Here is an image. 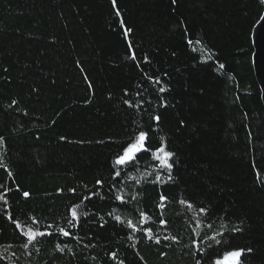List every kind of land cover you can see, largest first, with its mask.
Masks as SVG:
<instances>
[{
  "label": "trees",
  "instance_id": "trees-1",
  "mask_svg": "<svg viewBox=\"0 0 264 264\" xmlns=\"http://www.w3.org/2000/svg\"><path fill=\"white\" fill-rule=\"evenodd\" d=\"M262 8L0 0V264H211L225 249L245 250L240 264H264V109L250 63ZM139 131L174 153L171 179L153 183L143 156L113 191L112 161ZM80 204L88 214L70 227L68 209ZM29 228L54 235L25 248ZM221 230L201 256L193 241Z\"/></svg>",
  "mask_w": 264,
  "mask_h": 264
},
{
  "label": "snow or ice",
  "instance_id": "snow-or-ice-1",
  "mask_svg": "<svg viewBox=\"0 0 264 264\" xmlns=\"http://www.w3.org/2000/svg\"><path fill=\"white\" fill-rule=\"evenodd\" d=\"M173 2H175V0H173ZM261 3L264 4V0H261ZM127 31L129 30L125 29V34H127ZM261 31H264V16L261 17V22L256 27L257 33ZM253 40H255V33L253 34ZM133 58H135L134 54H133ZM145 62H147V58H145ZM219 67L223 69L224 65L220 64ZM153 79H156V82L160 83V81L157 78H153ZM165 90L166 89L163 86L159 88V91L161 93H163ZM125 94L127 95V92H125ZM15 103L16 101L12 102L13 105ZM125 103L129 104V106H132L130 102L128 101H125ZM142 103L143 102H141V105H137V107L142 106ZM153 119L158 121L159 117L156 116V117H153ZM61 139H64V138L62 137ZM161 139L163 140V138ZM2 141H3V138L0 137V142ZM143 156H149L150 162H155L154 164H151L150 162H146L148 163V166L153 167V171L155 172V178L152 181L153 183H163L164 182L163 176L165 174L168 176L169 180L171 179V170L174 166V161L172 159L174 156V153L167 150L166 143H161L160 145L153 148V146L149 142L148 132L139 131L138 133H135V135L131 137L126 144L121 145V151L115 156L114 160L112 161V170H113L112 180L114 183L111 186V190L119 191L115 187V182L118 180V178H121L122 173H124L126 169L134 168L137 171L140 170L139 168L140 160ZM147 175L151 176L152 173L148 172ZM136 183L139 184L140 181H136ZM97 184L102 185L103 181L97 180ZM59 191H62V190L58 189V192ZM69 191L74 193L75 189H69ZM22 195L24 198H28L30 196V193L28 191H24ZM93 195H95V193H93L92 195L86 196L84 199L90 200ZM115 199L119 201L120 204L126 203V200L124 199L122 195H116ZM131 199L135 200L136 197L133 196L131 197ZM166 200H167V196L161 193L159 195L160 203L157 205V207L163 210L165 207ZM181 203H183V201H181ZM68 211H69L71 219H69L67 223L70 227L74 226L73 221H78L82 216H86L88 214L85 211L82 204L73 205L68 209ZM200 211L201 213H206V210L203 208L200 209ZM139 217L144 222H147V220L149 219V216L146 212H140ZM9 219H11V217H9ZM115 220L117 222H121V217L116 216ZM13 222L16 223V221H13ZM32 223L38 224L39 221L33 218ZM159 223L161 225H166L167 222L164 219H160ZM197 225L199 226V221H197ZM128 226L132 228L134 231L140 230L139 228L135 227L132 220L128 221ZM17 227L19 228L21 227V225L17 223ZM51 227L52 225H47V228H51ZM211 227L212 225L209 224L208 228L211 229ZM238 230H239L238 228L233 229V231H238ZM151 232H152L151 228L145 229V234L147 235L148 239H153ZM22 235L27 238L28 243L24 244V247L27 248L29 243L37 242L38 238L52 237L54 233L47 231V230L41 231L39 228H29L28 231L23 232ZM59 235L61 237H72L73 239H79L78 236L66 230L64 227L59 228ZM197 235L199 236V234ZM217 236L223 237L224 232L221 230L218 233H211L210 235L204 236L202 240L197 239L193 241V244L195 245L196 249L199 251L201 256H203L208 250L207 248L201 247L202 243H207L209 240H213L215 241V245L218 246L222 242L220 239H217ZM165 239H167V237H165ZM154 242L159 244L160 238L159 237L155 238ZM211 247H213V245L209 244L208 248H211ZM57 249L61 252L64 250L63 248H60L59 245L57 246ZM244 251L245 250L243 249H232V250L225 249L221 253L217 254L216 258L211 262V264H240L239 257L244 254ZM110 258L115 259L116 254L115 253L110 254ZM120 264H123V262L121 261ZM197 264H202L201 260H197Z\"/></svg>",
  "mask_w": 264,
  "mask_h": 264
},
{
  "label": "water",
  "instance_id": "water-1",
  "mask_svg": "<svg viewBox=\"0 0 264 264\" xmlns=\"http://www.w3.org/2000/svg\"><path fill=\"white\" fill-rule=\"evenodd\" d=\"M262 12L253 25L250 33V41L252 53L250 56V63L253 70L254 79L257 83L261 103L264 109V31L256 32L257 25L261 22V17L264 16V4H262ZM255 33V40L253 34Z\"/></svg>",
  "mask_w": 264,
  "mask_h": 264
}]
</instances>
